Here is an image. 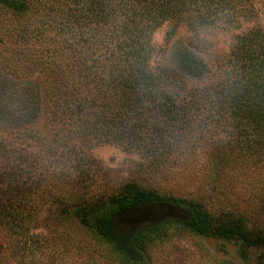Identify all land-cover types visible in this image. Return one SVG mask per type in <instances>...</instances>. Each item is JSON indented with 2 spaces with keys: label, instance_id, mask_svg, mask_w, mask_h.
Returning <instances> with one entry per match:
<instances>
[{
  "label": "trees",
  "instance_id": "trees-1",
  "mask_svg": "<svg viewBox=\"0 0 264 264\" xmlns=\"http://www.w3.org/2000/svg\"><path fill=\"white\" fill-rule=\"evenodd\" d=\"M255 14L253 0H0V45L13 47L0 58L5 258L64 264L59 255L78 232L116 264H156L154 250L182 236L232 243L243 263L264 264V228L243 215L139 181L112 191L84 185L100 145L166 163L183 137L204 129L227 132L245 155H264V28L239 36L228 70L208 83H193L213 75L188 50L176 67L154 61L153 35L167 22L172 34L181 23L230 29ZM28 73L43 83L4 85ZM49 201L57 239L39 231Z\"/></svg>",
  "mask_w": 264,
  "mask_h": 264
},
{
  "label": "rangeland",
  "instance_id": "rangeland-1",
  "mask_svg": "<svg viewBox=\"0 0 264 264\" xmlns=\"http://www.w3.org/2000/svg\"><path fill=\"white\" fill-rule=\"evenodd\" d=\"M253 6L255 18L236 28L207 26L194 31L188 23H181L172 34L173 24H163L153 35L157 51L154 61L176 67L180 54L188 50L213 75L210 80L204 78L193 83L214 81L228 70L227 61L238 37L252 28H264V0H253ZM12 50L9 43L0 45V58H9ZM18 66L15 68L19 69ZM25 77L18 83L7 80L4 85L14 89L23 85L22 82H27L26 79H39L41 83L44 81L39 74L28 73ZM229 138L230 135L227 136L224 131L217 134L204 129L193 131L179 141L178 148L166 163L151 162L141 153L124 150L116 145H100L90 152V161L85 165L90 170V178L85 179L84 185L93 183L95 191H112L128 182L139 181L143 185L155 186L175 195L199 199L215 212L229 211L243 215L251 227L264 228V155H245L238 143ZM33 148L37 150V147ZM225 155L227 159H224ZM70 190L69 186L63 189L65 192ZM55 207L51 201L47 202L45 210L41 212L42 228L39 231L57 239L62 230L57 232L54 220L58 210ZM79 234L72 232L71 235L75 237H70L75 246L64 256L59 255L60 262L116 264L115 258L106 249L94 243H86L85 238H82L85 236ZM5 245L0 231V264H19L18 260L9 262L5 258L2 251ZM154 258L156 264H260L258 258L243 263L232 243L191 236L176 237L162 243L154 250Z\"/></svg>",
  "mask_w": 264,
  "mask_h": 264
}]
</instances>
